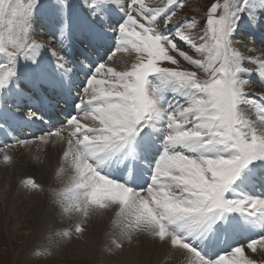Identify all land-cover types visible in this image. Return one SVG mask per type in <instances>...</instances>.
<instances>
[{
    "label": "snow or ice",
    "instance_id": "1",
    "mask_svg": "<svg viewBox=\"0 0 264 264\" xmlns=\"http://www.w3.org/2000/svg\"><path fill=\"white\" fill-rule=\"evenodd\" d=\"M185 3L0 0V120L31 105L25 82L71 103L35 139L62 146L50 194L79 217L77 238L113 210L117 248L146 235L187 264H260L245 250L264 252V91L251 90L264 85V0H212L199 30ZM120 52L134 54L123 70L108 64ZM29 143H0V163Z\"/></svg>",
    "mask_w": 264,
    "mask_h": 264
},
{
    "label": "rangeland",
    "instance_id": "2",
    "mask_svg": "<svg viewBox=\"0 0 264 264\" xmlns=\"http://www.w3.org/2000/svg\"><path fill=\"white\" fill-rule=\"evenodd\" d=\"M73 1L74 0H72V2ZM211 2L212 0H186L185 7L178 12V15L188 18L195 17L198 21V30L202 29L205 25V11ZM76 5H78V3ZM43 24H46V21H44ZM38 30L43 31V29L40 28ZM253 39L259 40L261 38L258 37L256 33ZM256 46L258 48L261 47L259 44ZM78 58L82 59V57ZM93 58L95 59V57ZM131 63H133L131 54L124 52L117 53L113 60L108 61V64L116 67L117 70H123L126 67H130ZM186 66L187 65H185V67ZM200 77L202 79H207V75L204 73H201ZM80 79H83V77L81 76ZM77 83L79 82L77 81ZM253 83L256 84L259 82L253 79ZM24 87L26 95H32V97L38 95L37 90L35 91L33 88H28L25 85ZM32 100L31 105L25 107L15 106V108H11L13 111L21 113V116L17 117L15 115L16 119H11L20 134L19 139H26L30 142L27 146L20 149L25 161L36 158L35 148L36 145H41V142L35 138L50 130H38L36 133L33 132V129H36V126H39L40 124L36 123L34 128V121L32 120L38 119H35L31 113L35 112L38 115L41 114L34 109L36 107L38 108V106L35 105V101L37 102V100L35 98ZM61 102L63 103V99L59 101V104H61ZM45 105L46 104H43L42 107L44 108ZM47 111L51 112V109ZM58 114V120H53L51 129L58 126L59 121L65 119L62 118V116H64L63 112ZM25 117L27 119H25ZM16 120L24 121L23 123H20ZM28 123L31 124L30 131L33 135L27 129V127H29ZM45 149L47 148L44 147L42 150L37 151V153H44L46 151ZM46 165H48L47 160L44 159L39 161V163L35 161L32 166L36 169ZM4 167V170L0 173V178L2 177L0 187V219L2 221V226H0V264H140L139 260L141 257L139 255V250L141 249V243H143L142 240H138L137 238L135 240L134 238L130 243L124 241V246L122 248H117L116 243H114L116 240V234L112 233L110 236L107 234L103 235L99 239L98 245H95L91 240L94 235L91 236L89 234L90 228L87 226V219L83 225L85 228V232L82 234L83 238L81 239L75 236L74 227L79 220V217L77 216H68L61 212L56 214V217L58 218L56 221L57 225L49 229L45 236L42 235L40 237L38 235L39 230L33 228H24L23 230H15L14 232L13 225L23 212H25L24 215L26 216L30 214L27 212L31 211L32 207L35 208L39 204H43L46 207L47 204H50L49 201H45L46 195L43 196L39 194L41 192L38 191L28 192L25 188H20L16 194H18V192L21 193L18 194L16 198L14 197L10 200L9 185H11L12 179L14 178V169L13 167ZM10 181L11 183L9 184ZM48 196L52 198L51 195L48 194ZM19 198H22V200L20 201ZM8 200L9 202L13 201L15 207L19 206V210H10L6 207L7 204L5 203ZM52 204L55 205L54 203ZM28 219V217L24 218V220ZM68 227L70 231H68ZM136 242L139 243L137 244ZM134 256H138L139 259Z\"/></svg>",
    "mask_w": 264,
    "mask_h": 264
},
{
    "label": "bare ground",
    "instance_id": "3",
    "mask_svg": "<svg viewBox=\"0 0 264 264\" xmlns=\"http://www.w3.org/2000/svg\"><path fill=\"white\" fill-rule=\"evenodd\" d=\"M74 4L79 5L80 0H74ZM151 2V0H150ZM157 3L161 2V0H156ZM44 23V20L39 19L38 21L35 22L37 29L40 28V25ZM42 29V28H40ZM257 36L260 38H264V33H261L259 29L256 30ZM132 60L134 62V54H131ZM183 63V62H182ZM116 64V63H115ZM186 65V64H185ZM187 67V66H186ZM257 82H259L258 79H254ZM79 82V81H78ZM28 88H33V85L30 82H25L24 84ZM35 91L37 90V93L40 97L43 98L44 103L46 104L45 107L43 108L44 112L47 113V110H52L55 111L56 114L63 112L64 116L62 118L64 119L67 114L72 110V105L71 103H63L59 104V101H61L62 95L59 90H54L48 86H43V87H37L33 88ZM251 90L255 92H261L264 91V85H262L260 82L254 84L252 82L251 85ZM31 97L32 99L34 97ZM43 104L35 101V105L42 107ZM21 106H27V105H21ZM12 108H15V105L12 106ZM46 110V111H45ZM12 113L16 115L17 117L21 116V113L18 111H13L11 109ZM44 116V115H43ZM44 117H47L46 115ZM253 118L254 114H253ZM25 119H27L25 117ZM55 119V116H48L47 118H44V121L41 120H32L34 121V128L35 124H40L39 126H36V129H33V132H37L38 130H51V125L53 123V120ZM58 120V118H57ZM61 120V119H60ZM14 123V122H13ZM20 134L16 129H13L12 125V120L9 119L7 122H4L0 120V143H5V142H10L12 139L19 138ZM44 147L46 151L44 153H37V151L42 150ZM18 155L16 159V163L14 166H6L3 163H0V173L4 170V166L7 167H13L14 169V178L9 182L11 183L10 186V200L13 199L14 197L16 198L18 194H20L17 191L20 190V188H24L21 184V180L26 179L28 176H34L37 179V182L42 184L44 187V194L43 192L39 193L43 196L46 195L45 201H49L50 205H46V207L43 204H39L37 207H32L31 211L27 212L29 215H24L25 212H23L19 218L15 221L16 223L13 225L14 232L15 230H23L24 228H33L35 230H39L38 235L41 237L42 235H46L49 229L53 228L56 226V221H57V215L60 213V208L59 206L53 202L52 198L48 196L51 195V189L57 188V187H62L63 185L56 179V172L59 168L60 165V157L62 155V146L60 145H43L41 143L36 145L35 148V153H36V158L33 160H28L25 161L22 157V152L20 149L17 150ZM46 159L47 164L44 167H39V168H33V164L36 162L39 163V161H42ZM0 160H2V156H0ZM2 178V177H1ZM1 178H0V187H1ZM69 179V173H65L63 176V180L66 182ZM58 185V186H57ZM3 186V185H2ZM21 201L22 198H19ZM23 203V202H22ZM54 203L55 205H53ZM7 204L6 207H8L10 210L17 209L19 210V206L15 207V204L13 201L9 202V200L5 203ZM36 206V205H35ZM32 214V215H31ZM1 217V215H0ZM25 217H28V220H24ZM90 219V220H89ZM114 220H115V213L113 210H105L102 215H95V216H90L87 218V226L90 228V235L94 237L91 239L95 245H98L99 239L103 235H111L112 233L117 234L118 229L114 228ZM2 224V221L0 219V226ZM1 230V229H0ZM68 231L69 227H68ZM35 237V236H34ZM33 237V238H34ZM142 237V238H141ZM27 238V237H25ZM29 238V237H28ZM31 238V236H30ZM135 240L136 238L138 240H142L143 243H141V249L139 250V255H140V264H187V258L182 255L179 252H176L174 250H170L167 246H161L158 242L152 240L150 237L146 235H140L139 237H134ZM133 238V239H134ZM34 240V239H33ZM134 242V241H133ZM145 242V243H144ZM137 244L139 242H136ZM139 247V246H138ZM138 250V249H137ZM246 255L250 256V258L257 260L260 262V264H264V252L261 250H257L256 253H251L250 250H245ZM137 255V254H136ZM136 257V256H134ZM137 259L138 256L136 257ZM135 258V259H136ZM137 261V260H136Z\"/></svg>",
    "mask_w": 264,
    "mask_h": 264
}]
</instances>
